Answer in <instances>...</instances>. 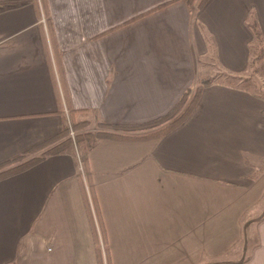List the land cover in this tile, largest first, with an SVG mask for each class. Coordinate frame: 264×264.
I'll return each instance as SVG.
<instances>
[{"label":"crops","instance_id":"obj_1","mask_svg":"<svg viewBox=\"0 0 264 264\" xmlns=\"http://www.w3.org/2000/svg\"><path fill=\"white\" fill-rule=\"evenodd\" d=\"M47 2L48 18L32 3L0 11V163L57 134L70 111L89 128L166 115L210 51L245 77L248 15L264 35V0H207L193 13L185 0ZM88 162L111 264H264L263 95L204 87L168 134L97 140ZM78 172L67 151L0 180V264H97Z\"/></svg>","mask_w":264,"mask_h":264},{"label":"trees","instance_id":"obj_2","mask_svg":"<svg viewBox=\"0 0 264 264\" xmlns=\"http://www.w3.org/2000/svg\"><path fill=\"white\" fill-rule=\"evenodd\" d=\"M206 1L207 0H185V3L187 4L189 11L193 13L194 11L201 9ZM28 3H32L38 13L43 12L47 18L49 17L47 0L19 1L13 3L12 5H5L1 7L0 11L16 8ZM168 4L169 3L162 4L148 13L157 11ZM144 15L138 16L122 26L139 19ZM245 24L249 28L252 36L250 42L248 43L249 68H252L263 63L264 35L261 33L256 20L252 15H248L245 18ZM46 26L53 54L58 60V51L55 45L54 33L49 20H47ZM45 48L47 51L46 42ZM225 73V77L220 78L219 80H214L209 77L200 79L194 86L189 87L184 92L178 103L170 112L164 116L139 125H113L97 120L96 129L94 131H90L86 130L87 127H89L90 122L88 120H76L74 118L75 111H70L69 124L64 126L57 134H54L48 139L33 145L25 152L1 162L0 180L30 168L48 155L71 151L74 160L78 165L80 163L82 167V171L78 172V177L81 182L84 203L93 234L97 264H111L110 254L106 242V233L92 182V171L90 170L88 162L89 151L97 140L100 139L141 141L160 138L168 134L190 116L198 103L200 94L204 87L212 84H220L232 88H241V86L237 85L238 83L235 82L237 80H241L240 76L229 72ZM70 131L74 132V139L71 138ZM73 148H75V150H72ZM38 152L40 153L35 155ZM244 262L245 261L243 260L231 264H242Z\"/></svg>","mask_w":264,"mask_h":264},{"label":"rangeland","instance_id":"obj_3","mask_svg":"<svg viewBox=\"0 0 264 264\" xmlns=\"http://www.w3.org/2000/svg\"><path fill=\"white\" fill-rule=\"evenodd\" d=\"M261 65L254 66L252 68H249L247 74L245 77H241V80H237L239 86L247 88L257 94L264 96V78H260L259 75L261 74V71L259 72ZM197 75L199 77L198 81L202 78H212L214 80H219L220 78H224L225 71L219 68V66L216 63V60L214 58L213 53L210 51L205 56L199 57L197 59ZM256 73V74H255ZM234 82V83H235ZM89 121V120H88ZM90 122V121H89ZM91 125V122H90ZM89 125V127H90ZM87 127L86 130L94 131L96 129V123L95 125H92L94 128ZM72 150H75L73 148ZM82 171V170H79ZM264 206V199L260 202V204L256 207L257 210H260L262 212ZM252 237V236H251ZM254 242V238H251L249 241V246H251ZM244 254V253H243ZM210 260L208 259H201L198 261L197 264H210ZM214 264V263H213Z\"/></svg>","mask_w":264,"mask_h":264},{"label":"built area","instance_id":"obj_4","mask_svg":"<svg viewBox=\"0 0 264 264\" xmlns=\"http://www.w3.org/2000/svg\"><path fill=\"white\" fill-rule=\"evenodd\" d=\"M44 21H45V20H43V22H44ZM70 136H71V138L74 139V132H73V131H70ZM79 170H82V167H81L80 163H79Z\"/></svg>","mask_w":264,"mask_h":264}]
</instances>
